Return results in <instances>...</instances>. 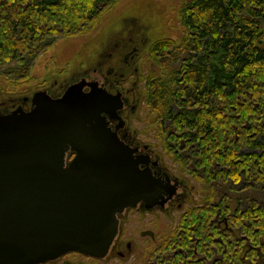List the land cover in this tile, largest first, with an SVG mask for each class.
Listing matches in <instances>:
<instances>
[{
	"label": "trees",
	"instance_id": "trees-1",
	"mask_svg": "<svg viewBox=\"0 0 264 264\" xmlns=\"http://www.w3.org/2000/svg\"><path fill=\"white\" fill-rule=\"evenodd\" d=\"M119 1L0 0V79L14 92L31 86L38 57L60 40L92 33ZM179 18L181 38L151 45L162 77L150 78L149 111L163 137L172 130L187 133L193 149L203 147L210 177L216 157L228 189L230 180L254 182L248 212L259 245L264 238V0H185Z\"/></svg>",
	"mask_w": 264,
	"mask_h": 264
},
{
	"label": "water",
	"instance_id": "water-1",
	"mask_svg": "<svg viewBox=\"0 0 264 264\" xmlns=\"http://www.w3.org/2000/svg\"><path fill=\"white\" fill-rule=\"evenodd\" d=\"M87 85L36 93L31 111L0 116V264L104 258L118 214L151 194L152 178L104 117L116 118L121 99ZM68 148L76 157L66 165Z\"/></svg>",
	"mask_w": 264,
	"mask_h": 264
},
{
	"label": "flooded vegetation",
	"instance_id": "flooded-vegetation-1",
	"mask_svg": "<svg viewBox=\"0 0 264 264\" xmlns=\"http://www.w3.org/2000/svg\"><path fill=\"white\" fill-rule=\"evenodd\" d=\"M149 55L147 53L145 57L143 53H138V49H133L126 52L122 60L117 52L98 64L100 71L95 72L101 73V76L87 82L89 85L97 84L108 94L121 99L123 106L115 114L116 118L104 116L107 126L120 143L132 152L140 171L152 178L154 186L151 194L141 199L137 207L127 208L118 214L119 230L108 254L104 258L86 259L98 264L130 261L135 254L129 229L131 215L139 212L154 215L157 212L169 217L175 215L177 228L175 232L168 231L163 235L142 231V238H160V245L153 247V257L149 256L147 263L142 260L140 264H264V238L263 235L259 237V245L255 242L256 221L250 220L252 214L248 212L255 200L254 182H246L245 178L240 183L230 180L233 188L228 189V184L220 177V164L216 157L213 158L216 171L210 177L205 167L203 147H199L198 151L193 149L191 139L184 138L187 133L172 130L163 137L159 131L167 146L164 144L168 150L166 153L176 167L175 172L163 164L162 157L151 145L138 137L133 127L136 115L142 105L148 109L150 107L147 88L152 74L146 80L140 77L141 66L146 64ZM89 85L84 87L86 93L91 91ZM68 88L70 86L65 87L63 93L52 92L53 89L46 91L53 98H60ZM31 101L29 97L4 101L0 103V115L11 114L19 108L29 112L32 110ZM150 120L152 127L157 124L156 117L155 121L153 118ZM197 152L201 154L200 158L196 157ZM75 157L76 153L68 148L66 165ZM245 191H248L247 195ZM193 233L198 236L193 237ZM75 255L85 258L79 254H68L46 264H76L78 262H63Z\"/></svg>",
	"mask_w": 264,
	"mask_h": 264
},
{
	"label": "rangeland",
	"instance_id": "rangeland-1",
	"mask_svg": "<svg viewBox=\"0 0 264 264\" xmlns=\"http://www.w3.org/2000/svg\"><path fill=\"white\" fill-rule=\"evenodd\" d=\"M184 2L185 0H120L117 7L103 17L92 33L74 39L60 40L49 52L38 57L33 70L35 81L31 86L14 92L0 79V103L12 99L33 98L36 93L44 92L46 89L63 93L67 86L86 83L101 76L99 75L101 73L95 71H100L98 64L109 56L118 52V58L123 60L126 52L129 53L133 49H138V53H143L145 57L147 53L150 54L146 64L140 69V77H143V80L151 74V77H154L153 72L162 77L161 66L151 55V45L161 38H181L179 11ZM150 118L155 121V116L150 115L149 109L142 105L133 127L138 132L140 140L151 145L162 157L163 164L175 172L176 167L164 147L165 140L159 135L160 130L155 128L158 125L152 127ZM153 214L143 215L139 212L131 215L129 229L135 245V254L128 262L117 260L114 264H140L142 260L147 263L149 256L153 257V247L160 245V238L158 240L142 238V231H154L155 235H163L168 231L175 232L177 228L175 215L169 217L157 212ZM197 236L196 233L193 235L195 238ZM66 261L78 262L76 264H98L77 255L63 260Z\"/></svg>",
	"mask_w": 264,
	"mask_h": 264
}]
</instances>
